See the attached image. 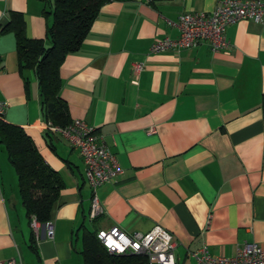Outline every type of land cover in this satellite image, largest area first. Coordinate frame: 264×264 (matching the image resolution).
I'll return each instance as SVG.
<instances>
[{
	"label": "crops",
	"instance_id": "obj_1",
	"mask_svg": "<svg viewBox=\"0 0 264 264\" xmlns=\"http://www.w3.org/2000/svg\"><path fill=\"white\" fill-rule=\"evenodd\" d=\"M216 2L106 0L80 47L63 57L59 94L70 117L93 125L122 168L97 186L103 212L95 218L80 152L45 133L35 73L19 71L15 36L0 31L3 118L26 130L65 182L52 236L42 222L35 235L0 143L1 260L84 264L83 231L112 224L128 232L162 225L175 242L174 264H199L192 252L202 247L223 255L247 241L264 248V22L228 24L226 49L202 40L150 51L155 40L179 35L180 13L209 12ZM9 10L22 12L28 37L50 43L46 0H0V30ZM135 62L143 64L137 73Z\"/></svg>",
	"mask_w": 264,
	"mask_h": 264
},
{
	"label": "trees",
	"instance_id": "obj_2",
	"mask_svg": "<svg viewBox=\"0 0 264 264\" xmlns=\"http://www.w3.org/2000/svg\"><path fill=\"white\" fill-rule=\"evenodd\" d=\"M106 0H46L52 13L47 27L50 43L44 38L28 37L21 11L9 10V19L1 32H12L19 71L30 68L37 78L40 112L44 121L65 126L72 120L69 106L59 90V66L63 57L78 49L100 6ZM47 12V10H44ZM1 67V57H0ZM27 90L28 80H24ZM264 126V94L261 101ZM52 132L45 129V133ZM0 143L17 175L18 192L26 215L40 222L50 220L65 182L58 170L42 157L32 137L19 124L0 117ZM97 217V216H96ZM95 218V217H94ZM31 241L33 236H31ZM84 264H145L146 258L136 253H111L96 237V230H84L81 236ZM30 247L37 254L31 243Z\"/></svg>",
	"mask_w": 264,
	"mask_h": 264
},
{
	"label": "built area",
	"instance_id": "obj_3",
	"mask_svg": "<svg viewBox=\"0 0 264 264\" xmlns=\"http://www.w3.org/2000/svg\"><path fill=\"white\" fill-rule=\"evenodd\" d=\"M242 18L264 22V0H217L209 12L203 10L182 12L176 20L179 35L177 37L163 36L155 40L150 46V51L189 48L202 40H207L212 50L226 49L229 46L226 26ZM142 66L141 62H135L134 72H139ZM5 107V102L0 100V117L4 116ZM44 127L60 134L80 152L85 175L91 187L89 216L91 218L98 216L103 212V207L96 191L97 186L102 182L111 181L122 172L115 155L96 133L94 126L80 118H72L71 122L65 126L44 121ZM30 224L34 234L37 235L41 222L32 215ZM44 224L47 235L51 237L53 234L51 222L47 220ZM96 237L111 253L144 255L145 264H174L175 262L173 253L175 242L172 234L158 223L146 231L131 232L117 224H112L97 229ZM192 253L199 264H264V248L255 241L244 242L232 255L212 254L204 247ZM0 264L17 263L14 258H7L0 259Z\"/></svg>",
	"mask_w": 264,
	"mask_h": 264
}]
</instances>
